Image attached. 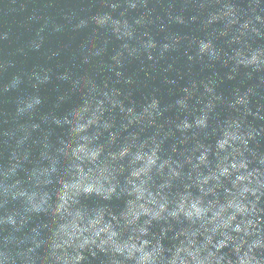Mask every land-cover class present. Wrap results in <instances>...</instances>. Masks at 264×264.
Instances as JSON below:
<instances>
[{"label": "water", "instance_id": "1", "mask_svg": "<svg viewBox=\"0 0 264 264\" xmlns=\"http://www.w3.org/2000/svg\"><path fill=\"white\" fill-rule=\"evenodd\" d=\"M0 264H264V0H0Z\"/></svg>", "mask_w": 264, "mask_h": 264}]
</instances>
